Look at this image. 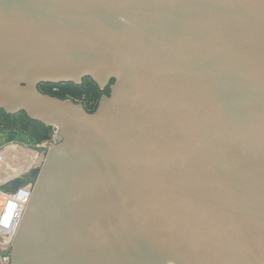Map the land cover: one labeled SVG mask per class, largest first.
Wrapping results in <instances>:
<instances>
[{"label": "water", "instance_id": "1", "mask_svg": "<svg viewBox=\"0 0 264 264\" xmlns=\"http://www.w3.org/2000/svg\"><path fill=\"white\" fill-rule=\"evenodd\" d=\"M0 112L58 143L9 264H264V0H0Z\"/></svg>", "mask_w": 264, "mask_h": 264}, {"label": "rangeland", "instance_id": "2", "mask_svg": "<svg viewBox=\"0 0 264 264\" xmlns=\"http://www.w3.org/2000/svg\"><path fill=\"white\" fill-rule=\"evenodd\" d=\"M61 87L59 86V88L57 86L54 87H44L41 88L42 93L45 92L44 94L49 95V96H58L60 93ZM76 96L71 97L70 95H62L63 100H71L75 103L81 104L83 106L86 105V101L83 99V97H80L78 94H75ZM106 95V94H105ZM61 96V95H60ZM107 96V95H106ZM19 126L16 127V131L14 130H4V129H0V149L3 150L0 151V154H3V151L9 150V152H11L12 150H14V153H16L18 155V158L20 159L19 164L22 166V169L20 170V172L18 173H14V172H9L11 174V176L9 177V175L4 174V176H7V178H11V177H15L16 175L20 174H25L27 172H29L30 168L33 166H28V158L23 156V152H32L38 159V163H36L35 166L39 167L40 169L42 168L43 162L46 158V153H39L38 149L40 148H45L48 151L55 145H57V138L54 140L53 139V130H50L49 135L47 136L46 140H43L41 142H36V138L32 136L31 131H24L19 130ZM30 130V129H29ZM30 140H33V142H31ZM11 148V149H10ZM22 149V150H21ZM11 150V151H10ZM24 167V168H23ZM13 175V176H12ZM32 192V189H31ZM23 194V193H22ZM26 194L22 197L23 201L25 199ZM31 196V194H29V197ZM28 197V198H29ZM30 199V198H29ZM10 263V262H9Z\"/></svg>", "mask_w": 264, "mask_h": 264}, {"label": "trees", "instance_id": "3", "mask_svg": "<svg viewBox=\"0 0 264 264\" xmlns=\"http://www.w3.org/2000/svg\"><path fill=\"white\" fill-rule=\"evenodd\" d=\"M47 86L50 87L57 86L58 88L60 86L61 87L60 92L58 90L60 94L55 97L61 100H63L62 95L63 96L70 95L71 97H74L76 96L75 94H78L80 97H83V99L86 101L85 106H88V108H85V106L84 108L88 113L94 112L101 96L105 95L106 92H109L108 89H106L105 92L99 91L97 86L89 79H84L79 86L65 85V84H60V85L43 84L38 87V90L42 93L41 88ZM44 93L45 92H43L42 94ZM17 126L20 127L19 130L23 129L24 131H31L32 136L36 138V142H41L43 140H46L50 130H52V128L50 127H45L40 123L29 120L24 113L7 115L4 114L3 112H0V129L2 128L4 130L16 131ZM30 141L33 142V140Z\"/></svg>", "mask_w": 264, "mask_h": 264}, {"label": "built area", "instance_id": "4", "mask_svg": "<svg viewBox=\"0 0 264 264\" xmlns=\"http://www.w3.org/2000/svg\"><path fill=\"white\" fill-rule=\"evenodd\" d=\"M56 136L57 133L53 130L54 140L56 139ZM4 182L0 183V186ZM21 191L22 190H19L16 194L14 193V195L0 192V264H9L10 262L9 257H3L1 256V253L6 251L5 246L11 247L18 224L22 219L26 205L30 198L29 194H31V188H28L24 201L21 200V198L16 201L15 199L19 196Z\"/></svg>", "mask_w": 264, "mask_h": 264}, {"label": "bare ground", "instance_id": "5", "mask_svg": "<svg viewBox=\"0 0 264 264\" xmlns=\"http://www.w3.org/2000/svg\"><path fill=\"white\" fill-rule=\"evenodd\" d=\"M22 154L24 157L28 158V160H29L28 166H33L34 164L38 163V161H39V159L34 155L35 153L33 154L32 152L28 151L26 153L23 152ZM19 161H20V159L18 158V155L16 153H14V150H12L11 152H9V150H6V151H3L2 155L0 154V182H4L7 179H10L9 178L11 176V174L9 173L10 171L14 172V173L20 172V170L22 169V166L19 164ZM4 174H6V175L8 174L9 177L7 178V176H4ZM11 178H13V177H11ZM23 192L22 193L24 196L26 194V191H23ZM21 200H23V199H21ZM16 201H18V200H16Z\"/></svg>", "mask_w": 264, "mask_h": 264}, {"label": "crops", "instance_id": "6", "mask_svg": "<svg viewBox=\"0 0 264 264\" xmlns=\"http://www.w3.org/2000/svg\"><path fill=\"white\" fill-rule=\"evenodd\" d=\"M0 136H1V134H0ZM2 149H3V147H2ZM0 151H1V149H0ZM0 183H2V182H0ZM27 189H28V188L23 189V190L20 192L19 196H18L15 200H19V198L22 199V196H23L22 192H23V191H26V193H27ZM23 193H24V192H23ZM8 194H10V195H14V194H11V193H8ZM15 194H16V193H15ZM25 197H26V196H25Z\"/></svg>", "mask_w": 264, "mask_h": 264}, {"label": "flooded vegetation", "instance_id": "7", "mask_svg": "<svg viewBox=\"0 0 264 264\" xmlns=\"http://www.w3.org/2000/svg\"><path fill=\"white\" fill-rule=\"evenodd\" d=\"M107 89H108V88H107ZM98 90L101 91V92H105L106 89H105V90H100V89L98 88ZM108 90H109V89H108ZM106 95L109 96V92H106ZM106 95H102V96H106ZM102 96H101V97H102ZM85 108H88V106H85Z\"/></svg>", "mask_w": 264, "mask_h": 264}]
</instances>
